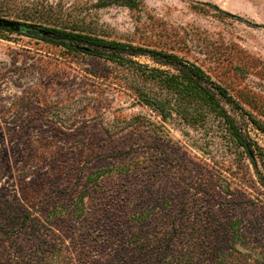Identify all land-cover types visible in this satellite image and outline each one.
<instances>
[{
  "label": "rangeland",
  "instance_id": "1",
  "mask_svg": "<svg viewBox=\"0 0 264 264\" xmlns=\"http://www.w3.org/2000/svg\"><path fill=\"white\" fill-rule=\"evenodd\" d=\"M0 16L176 53L264 151V0H0ZM137 84L132 65L0 32V264H264V187L220 109L171 95L164 118Z\"/></svg>",
  "mask_w": 264,
  "mask_h": 264
},
{
  "label": "trees",
  "instance_id": "2",
  "mask_svg": "<svg viewBox=\"0 0 264 264\" xmlns=\"http://www.w3.org/2000/svg\"><path fill=\"white\" fill-rule=\"evenodd\" d=\"M132 6L131 3L128 4ZM0 32L17 33L38 40L45 41L55 46H62L70 50L79 51L88 55L104 58L117 63L132 65L136 73L142 76L146 84H137L136 93L139 99L146 105L158 110L162 117L169 114L170 96H181L182 98H199L209 105L220 109L221 114L230 125L237 144L243 148L251 161L258 176L260 184L264 187V172L260 170L259 163L264 167V151L258 148L249 133L243 130L233 115L226 108L225 104L235 107L237 101L228 90L221 84L214 81L200 66L192 63L176 53L168 52L150 46L136 45L114 39L63 27H54L26 20L12 19L0 16ZM138 56H147L154 62L171 68L150 66L135 59ZM121 170V168H120ZM100 175V174H98ZM98 182V178L90 177L88 185L77 197L73 211L67 212V216L75 215L82 218L86 210V197L89 192V185ZM64 211H58L54 207L46 216L37 217L41 220L52 223L55 218H62ZM22 218L21 228L31 219V215H18ZM149 211L140 213L133 217V222L146 224ZM242 221L236 220L230 224L232 234L230 236V249H235L237 243H245L244 234L240 231ZM245 246V244H243ZM247 250L249 248L245 246ZM237 249V248H236Z\"/></svg>",
  "mask_w": 264,
  "mask_h": 264
}]
</instances>
